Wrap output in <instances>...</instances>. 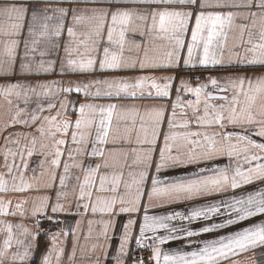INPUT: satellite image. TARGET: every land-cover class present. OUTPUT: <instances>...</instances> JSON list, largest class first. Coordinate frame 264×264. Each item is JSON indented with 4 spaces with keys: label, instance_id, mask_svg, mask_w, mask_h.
Wrapping results in <instances>:
<instances>
[{
    "label": "snow or ice",
    "instance_id": "1",
    "mask_svg": "<svg viewBox=\"0 0 264 264\" xmlns=\"http://www.w3.org/2000/svg\"><path fill=\"white\" fill-rule=\"evenodd\" d=\"M64 3L85 7L53 6ZM57 63L61 76L176 75L38 79ZM252 67L264 68V0H0V97L10 116L0 125V193H37L15 204L0 197V217L21 218L0 220V264L9 253L13 264H65L66 254L77 264L78 249L82 259L91 252L88 264H236L264 249V72L249 75ZM201 70L234 71L195 83L181 76ZM81 93L89 102L69 99ZM36 154L43 159L26 179ZM88 213L81 236L83 221L72 220ZM41 236L50 241L42 254ZM177 241L186 243L162 247Z\"/></svg>",
    "mask_w": 264,
    "mask_h": 264
},
{
    "label": "crops",
    "instance_id": "2",
    "mask_svg": "<svg viewBox=\"0 0 264 264\" xmlns=\"http://www.w3.org/2000/svg\"><path fill=\"white\" fill-rule=\"evenodd\" d=\"M43 6V5H42ZM54 7L55 6H60V7H65V8H68V7H85V5H72V4H69V3H64V4H60V5H53ZM129 7H131L132 5H128ZM70 23V21H69ZM126 38L131 40V39H137V40H140L141 38L138 36V34L136 35H133L132 33H127L126 34ZM188 39H190V33L188 35ZM68 40V37H67V33H66V30L64 32V34L62 35L61 37V42H66ZM103 46H107V29L105 28L104 32H103V42H102V46H101V54H102V47ZM22 47H21V54H22ZM61 56H63V51L61 50ZM186 55V49H185V53ZM234 70H228V71H222V70H215V71H195L196 73L199 72V73H204V79L203 81H206L207 80V77L209 75L211 76H216V77H223V76H227V75H230L232 74ZM248 74L251 75L253 72H256V73H260V72H264V68H260V67H252V68H249L247 70ZM193 72L189 73L188 71H185L183 73H181V76L185 79L187 78H191V74ZM142 75H147V76H155L157 78L161 77V76H170V75H176L175 72H162V71H141V70H131V69H127V70H117V71H104V72H100L99 70H97L96 72L94 73H91V74H82V75H76V74H70V75H64V76H61L59 74V63H57L56 65V70H55V73L54 74H51V75H41L40 77H38V79L40 81H57V80H63L65 82V85L67 84V82L69 80H72V81H80V80H104V79H112V78H132V77H138V76H142ZM36 77H33V82L36 81ZM192 79V78H191ZM193 83H195L196 80H193ZM0 83H3V81H0ZM95 89H93L94 91ZM78 99L81 103H84V102H89V101H86L85 100V97L83 96V94H73V96H70L69 99ZM172 98L174 99L175 98V95H174V92H173V96ZM194 99V97H193ZM96 103H125V104H137V105H140V106H143V105H151V104H159V103H167V101H163V100H150V99H144V100H139V99H136V100H132V99H128V100H124V101H118V100H107V99H100V100H97V101H94ZM141 110H143V107H141ZM14 111V109H13ZM170 111V109H169ZM54 114V113H53ZM10 116H9V113H8V105H7V102L3 99V97H0V125H2L4 123L5 120L9 119ZM73 119H75V117H72ZM17 130H23V129H17ZM39 147V146H37ZM3 151V141L0 140V152ZM40 159H43L42 156H40L39 154H36L34 155L30 160H29V170L25 173V178L26 179H30L31 176H32V171H31V168L33 167H36V164L37 162L40 160ZM19 163V161H17ZM228 161L227 159H223L221 161V165L223 164H227ZM3 156L0 155V173L2 172H5L6 170L3 168ZM40 172V169L37 168V175L39 174ZM76 175H81V179H83V176L81 173L79 172H75ZM75 181H71L70 182V187L72 186V184H74ZM238 193H240V190H236ZM37 193L35 192H32V193H12V192H9L7 194H4V193H0V197H3L5 200H12L13 204L16 203V201L18 199H21L23 198L24 196H27V195H36ZM241 194H244V195H247V193H241ZM70 199H73L72 197H70ZM145 202H146V198H145ZM29 208V211H30V208H31V205H28L27 206ZM175 208V210L177 211H184L186 212L187 209L184 208L183 206L181 205H174L172 206ZM152 212L154 214H159L161 212V210L159 209H153ZM61 218L63 219L64 217L61 216ZM105 219H107V217H104ZM90 219H94V217L91 215V213H88L86 215H84L83 217L81 216H75L72 220V226L75 227V220H82L83 223L81 225V236L83 235H86L87 234V228H88V220ZM118 219H125L126 220V217H120ZM0 220H5V221H8V222H11L13 224L15 223H19L21 222V218L19 216L17 217H12V216H8V217H0ZM24 223H26L30 228H32V230L34 231L33 229V223L31 221V219H26V220H23ZM219 222V221H217ZM173 223H179L178 221H174ZM185 224H187L188 222L185 221L183 222ZM201 221H195L191 224V228L193 230H198L199 226H201ZM241 224L243 226H248L247 225V222H241ZM63 227H65L64 224H62ZM3 225H0V249H2V244H3V240L4 238L6 237L7 233L6 231H3ZM98 230V229H97ZM14 231H16V229H14ZM136 231L138 233V226L136 227ZM222 233L224 234H227V230H220ZM151 235V234H149ZM205 237H208V234H203L201 237H199V239H202V238H205ZM39 239V245H40V254H42L46 248L48 246H50V241L48 240V237L47 236H41L38 238ZM193 239H198L196 237H194ZM42 243V244H41ZM85 242L83 241V239H81V244H84ZM181 243H186V242H180V241H177V242H169L168 244L162 246L164 247L165 249L167 250H172V249H176L178 248V246L181 244ZM111 244H113L115 246V248H118V238L113 236V239L111 240ZM87 247L88 249L90 250L91 248V241L88 242L87 244ZM68 248L69 250L71 249V243L69 242L68 244ZM115 248H109V251L113 253V255L115 254ZM15 249L13 248L11 251H14ZM261 254L262 253V249H257L255 251H249V252H243V253H240L239 255L235 256L233 259L236 261V264H260L259 262H257V255L258 254ZM91 256V252L89 251L87 253V256H85L83 259L81 258V253L79 251V249L77 250V264H88V257ZM39 259V255L37 256V260ZM64 260H65V264H67V254L65 255L64 257ZM2 264H13V262L10 260V253H9V258H3L2 260ZM18 264V262H17ZM25 264H32L31 261H27L25 262Z\"/></svg>",
    "mask_w": 264,
    "mask_h": 264
},
{
    "label": "built area",
    "instance_id": "3",
    "mask_svg": "<svg viewBox=\"0 0 264 264\" xmlns=\"http://www.w3.org/2000/svg\"><path fill=\"white\" fill-rule=\"evenodd\" d=\"M191 78L193 79V80H196V78H200L201 80H203L204 79V73H199V72H193L192 74H191ZM174 95H175V93H174ZM186 99H193V97L192 96H187L186 97ZM50 226L47 224V223H45L44 225H43V228L44 229H48ZM60 227H63V225L61 224L60 225ZM35 228V227H34ZM35 230L36 231H39V229H36L35 228ZM54 231L55 230H58V229H53ZM133 247H134V245H133ZM262 253H264V249H262ZM141 255H143V256H147V253H141ZM257 262H259L260 264H264V255H261L260 253L257 255Z\"/></svg>",
    "mask_w": 264,
    "mask_h": 264
},
{
    "label": "rangeland",
    "instance_id": "4",
    "mask_svg": "<svg viewBox=\"0 0 264 264\" xmlns=\"http://www.w3.org/2000/svg\"><path fill=\"white\" fill-rule=\"evenodd\" d=\"M60 218H61V217H60ZM61 219H62V218H61ZM33 229H34V231H36L35 228H34V226H33ZM41 244H42V243H41Z\"/></svg>",
    "mask_w": 264,
    "mask_h": 264
}]
</instances>
